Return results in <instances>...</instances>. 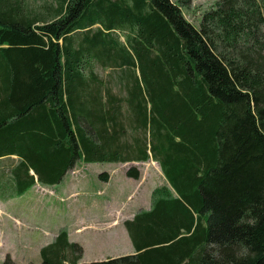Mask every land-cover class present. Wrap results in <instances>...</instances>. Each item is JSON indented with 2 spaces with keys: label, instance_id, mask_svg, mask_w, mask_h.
<instances>
[{
  "label": "trees",
  "instance_id": "obj_1",
  "mask_svg": "<svg viewBox=\"0 0 264 264\" xmlns=\"http://www.w3.org/2000/svg\"><path fill=\"white\" fill-rule=\"evenodd\" d=\"M22 1L0 0V158H18L0 194L80 162L166 181L124 223L133 255L81 263L63 229L40 264H264V0H218L199 27L171 0Z\"/></svg>",
  "mask_w": 264,
  "mask_h": 264
},
{
  "label": "rangeland",
  "instance_id": "obj_2",
  "mask_svg": "<svg viewBox=\"0 0 264 264\" xmlns=\"http://www.w3.org/2000/svg\"><path fill=\"white\" fill-rule=\"evenodd\" d=\"M52 1L24 0L22 5L28 11L43 13ZM171 1L182 5L186 20L199 27L203 15L218 0ZM123 35L121 39L125 41ZM99 72L105 76L104 72ZM133 167L140 171V180L127 176ZM102 173L109 174L108 183L100 179ZM165 184L159 165L153 161L80 162L60 184L38 188V195L33 196L31 192L26 198L8 203L0 197V263L11 258L18 264H40L41 249L63 229L71 235V241L83 247L85 260L89 262L134 252L124 223L139 211L149 210L152 192ZM82 224H90L92 230L78 231Z\"/></svg>",
  "mask_w": 264,
  "mask_h": 264
},
{
  "label": "crops",
  "instance_id": "obj_3",
  "mask_svg": "<svg viewBox=\"0 0 264 264\" xmlns=\"http://www.w3.org/2000/svg\"><path fill=\"white\" fill-rule=\"evenodd\" d=\"M14 160V161H13ZM5 162H7V164L6 165H0V170H1V168L4 170V171H7V170H11L12 169V163L14 162L15 163V165L18 163V158L16 157V156H5V157H2V158H0V163H5ZM41 187H44V188H51V187H53V186H51V187H46V186H41V185H39V184H37L35 187H33L31 190H29L27 193H25L23 196H20V197H12L11 196V193H9V194H7V195H1L0 197L2 198V200L4 201V202H6V203H8V202H10V201H13L14 199H23V198H26L28 195H29V193H31L32 192V195L34 196V195H38L37 194V190H38V188H41ZM33 192H35V194L33 193ZM82 228H89V229H91V227H90V224H82V226L81 227H79L77 230L79 231V230H81ZM92 230V229H91ZM69 238H70V240H71V235L69 234ZM73 242V241H72ZM134 254V252H128V253H125V254H119L117 257H121V256H128V255H133ZM109 258H115V257H113V256H109ZM108 257H106L104 260H107V259H109ZM99 261H102V260H99ZM96 262V261H95ZM81 263H91V262H89V261H86L85 260V256L83 255V259L81 260Z\"/></svg>",
  "mask_w": 264,
  "mask_h": 264
}]
</instances>
